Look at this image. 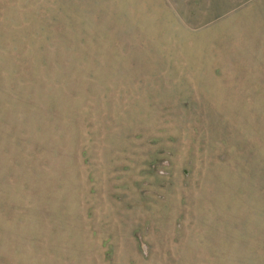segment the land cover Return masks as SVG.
Masks as SVG:
<instances>
[{"label": "rangeland", "instance_id": "1", "mask_svg": "<svg viewBox=\"0 0 264 264\" xmlns=\"http://www.w3.org/2000/svg\"><path fill=\"white\" fill-rule=\"evenodd\" d=\"M0 264H264V0H0Z\"/></svg>", "mask_w": 264, "mask_h": 264}]
</instances>
